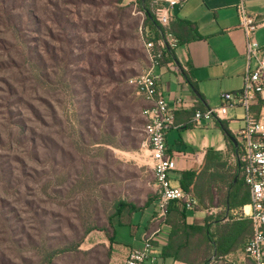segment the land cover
<instances>
[{
    "label": "rangeland",
    "instance_id": "rangeland-1",
    "mask_svg": "<svg viewBox=\"0 0 264 264\" xmlns=\"http://www.w3.org/2000/svg\"><path fill=\"white\" fill-rule=\"evenodd\" d=\"M134 8L0 0V264H40L79 241L54 264H107L85 231L98 228L96 242L117 202L157 197L144 98L128 83L147 65Z\"/></svg>",
    "mask_w": 264,
    "mask_h": 264
},
{
    "label": "crops",
    "instance_id": "crops-1",
    "mask_svg": "<svg viewBox=\"0 0 264 264\" xmlns=\"http://www.w3.org/2000/svg\"><path fill=\"white\" fill-rule=\"evenodd\" d=\"M124 1L136 7L140 0ZM238 3L239 0H185L182 5L169 10L170 22L173 20L192 22L197 27L198 35L196 39L175 48L174 63L164 62L155 71L159 78V90L165 95L169 104L172 106L176 100L180 99L186 105L176 112L175 127L166 136L168 153L184 151L186 154V157L172 156L176 161V170L171 176L172 184L175 186H179L183 170L200 171L208 159L219 157L220 162H225L227 167L239 166L238 157L229 147L221 125V122H224L231 134L235 136L242 127L244 118V110L239 104L230 108L227 115L221 120L205 121L200 125L191 122L196 109L217 108L222 104V94L230 93L238 97L243 88V77L247 66L246 38L240 27L237 12ZM248 11L264 19V1L255 0ZM254 39L260 47L264 46V27L257 30ZM187 75L196 84V90L191 86ZM143 102L145 106L141 109V117L145 124L142 112L151 104L145 99ZM234 147L236 150L239 148L235 145ZM148 153L150 155L149 151ZM213 170L211 168L210 172ZM156 201L157 197L148 207L136 212L132 216L131 226H120L115 222L112 243L103 232H99L95 236L98 239L96 242L94 237L89 234L85 238L88 246L84 249L89 251L97 244L103 245L107 252L109 251L107 264H124L128 253L141 249L145 236L156 229L157 223L153 220ZM212 210L214 213L200 208H196L194 211L186 210L187 224L205 226L209 214L216 216L221 212L219 208ZM242 213V218L250 220L248 217L249 205L244 207ZM229 215H232L234 220H240L236 210L231 212L226 210L225 218ZM227 221L228 219H224L222 222L226 223ZM125 227L128 228V232L123 233L119 230ZM166 228L167 239L156 246L157 260L155 264H189L171 258H163L162 249L168 244L171 232V227L168 224ZM82 245L84 247V244ZM244 245L246 244L238 245L234 251L219 260L213 256L210 263L211 261H225L229 264H251L244 254Z\"/></svg>",
    "mask_w": 264,
    "mask_h": 264
},
{
    "label": "built area",
    "instance_id": "built-area-1",
    "mask_svg": "<svg viewBox=\"0 0 264 264\" xmlns=\"http://www.w3.org/2000/svg\"><path fill=\"white\" fill-rule=\"evenodd\" d=\"M162 0H154L159 4ZM185 0H165L159 21L163 26L170 22L169 10L180 6ZM237 12L240 27L246 38L247 66L243 77V88L235 97L230 93L221 95L222 104L212 109H196L191 122L200 125L202 122L223 119L230 108L237 104L244 110L242 127L234 138L241 150L239 161L242 164V175L250 192V213L248 217L253 224V236L244 248L245 256L251 264H264V46L260 47L254 39L257 30L264 27V19L249 13L245 0H239ZM134 14L139 16V34L144 45L147 60L145 69L128 79L136 93L151 104L142 115L145 119L143 133L144 146L150 152V160L155 175L157 201L153 220L157 227L144 238L143 247L128 253L124 264H155L156 246L167 239L166 212L171 202H182L186 210L194 211L197 200L181 187L172 184L171 176L176 170V161L168 153L166 136L175 127V115L186 105L176 100L171 106L159 90V78L155 71L162 65L167 46L177 47V41L168 36L157 42L148 39L144 27L146 13L136 6ZM237 102V103H236ZM209 213H214L210 210Z\"/></svg>",
    "mask_w": 264,
    "mask_h": 264
},
{
    "label": "trees",
    "instance_id": "trees-1",
    "mask_svg": "<svg viewBox=\"0 0 264 264\" xmlns=\"http://www.w3.org/2000/svg\"><path fill=\"white\" fill-rule=\"evenodd\" d=\"M153 1L140 0L137 4L138 8L146 13L144 27L147 30L148 39L157 42L172 36L179 46L198 37L196 25L189 21L173 20L169 22L168 26L161 25L159 15L166 3L165 0H162L159 4H153ZM175 48L166 47L162 64L164 62L174 63ZM187 79L193 89L196 90V84L188 75ZM221 125L229 147L238 157L239 166L227 167L225 162H220L219 157L212 160L208 159L200 171L183 170L179 181L181 189L190 193L197 200V208L202 210L219 208L221 212L216 216L209 214L206 218V225L199 227L187 224L186 208L182 202H171L167 207L165 219L166 224L171 227V232L168 244L162 249L163 258H171L189 264H210L213 256L219 260L234 251L238 245L247 244L253 236L252 222L248 218H242V210L250 203V192L242 175V164L239 161L241 150L240 148L235 149L231 140V138H235L227 125L224 122H221ZM169 154L173 157H186L184 151H175ZM211 168L214 170L210 172ZM236 178L237 180H235ZM154 199L148 200L141 207L132 202H117L108 217L109 229L103 228L100 231L104 232L112 243L115 222L120 226H131L132 216L148 207ZM226 210L229 212L238 211L240 220H234L232 215L225 218ZM224 219H228V221L223 223ZM97 229L88 228L85 231V236ZM80 247L81 241L69 244L60 250H48L40 264H54V260L60 253L73 251L82 253ZM107 255L109 256V251Z\"/></svg>",
    "mask_w": 264,
    "mask_h": 264
},
{
    "label": "water",
    "instance_id": "water-1",
    "mask_svg": "<svg viewBox=\"0 0 264 264\" xmlns=\"http://www.w3.org/2000/svg\"><path fill=\"white\" fill-rule=\"evenodd\" d=\"M144 1V0H143ZM232 142L234 143L235 146H238L237 142L235 139L231 138Z\"/></svg>",
    "mask_w": 264,
    "mask_h": 264
}]
</instances>
